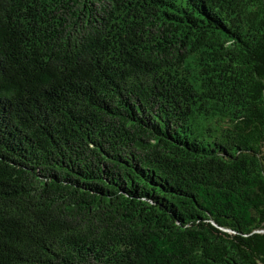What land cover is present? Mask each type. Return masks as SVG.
Segmentation results:
<instances>
[{
    "label": "trees",
    "instance_id": "obj_1",
    "mask_svg": "<svg viewBox=\"0 0 264 264\" xmlns=\"http://www.w3.org/2000/svg\"><path fill=\"white\" fill-rule=\"evenodd\" d=\"M0 264H264L263 0H0Z\"/></svg>",
    "mask_w": 264,
    "mask_h": 264
},
{
    "label": "water",
    "instance_id": "obj_2",
    "mask_svg": "<svg viewBox=\"0 0 264 264\" xmlns=\"http://www.w3.org/2000/svg\"><path fill=\"white\" fill-rule=\"evenodd\" d=\"M263 2H264V0H263Z\"/></svg>",
    "mask_w": 264,
    "mask_h": 264
}]
</instances>
